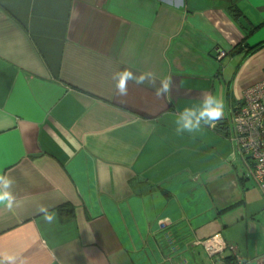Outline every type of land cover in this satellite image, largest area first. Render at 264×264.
<instances>
[{
    "label": "crops",
    "instance_id": "0c3cea01",
    "mask_svg": "<svg viewBox=\"0 0 264 264\" xmlns=\"http://www.w3.org/2000/svg\"><path fill=\"white\" fill-rule=\"evenodd\" d=\"M125 69L171 77L170 94L120 96ZM263 80L264 0H0V175L16 198L0 264H217L204 243L219 235L225 263L264 264L246 221L264 227V194L233 113ZM206 96L223 117L177 135ZM242 224L246 248L226 234Z\"/></svg>",
    "mask_w": 264,
    "mask_h": 264
},
{
    "label": "built area",
    "instance_id": "2783aa9c",
    "mask_svg": "<svg viewBox=\"0 0 264 264\" xmlns=\"http://www.w3.org/2000/svg\"><path fill=\"white\" fill-rule=\"evenodd\" d=\"M233 113L235 114L234 141L239 144L243 156L252 169V173L247 176L253 177L264 194V80L248 87ZM204 246L212 258L220 256L217 264L225 263L222 253L229 254V257L236 254V249L227 245L220 235L207 240ZM230 264H245V262L237 258Z\"/></svg>",
    "mask_w": 264,
    "mask_h": 264
},
{
    "label": "clouds",
    "instance_id": "9594fccd",
    "mask_svg": "<svg viewBox=\"0 0 264 264\" xmlns=\"http://www.w3.org/2000/svg\"><path fill=\"white\" fill-rule=\"evenodd\" d=\"M116 81L117 93L120 96L128 94V84L133 82L136 85H145L155 89L157 98L166 97L171 92V77L160 78L157 86V77L152 72H142L136 75L133 71L125 69L113 75ZM224 115V105L221 100L214 96H206L199 107H186L175 120V132L177 135L185 133L196 135L203 130L204 126L214 128ZM13 180L6 175H0V207L11 210L16 203V198L11 191ZM44 214L43 219L47 223H52L55 213H49L46 208H41ZM9 260L12 258L9 257Z\"/></svg>",
    "mask_w": 264,
    "mask_h": 264
},
{
    "label": "rangeland",
    "instance_id": "374dc122",
    "mask_svg": "<svg viewBox=\"0 0 264 264\" xmlns=\"http://www.w3.org/2000/svg\"><path fill=\"white\" fill-rule=\"evenodd\" d=\"M232 134H234V132H232ZM239 161H240V163L237 164L238 167L240 168L241 164H242V168L244 169L242 161L240 159H239ZM245 171H247L248 173H252V169L251 168L250 169L245 168ZM245 209H247V211L249 212V217H250L252 215L254 209H256V207L254 206V203H251L250 201H248L247 205H245ZM246 221L248 222L247 225H249V227H247L249 232H250V229L254 232L253 234H250L251 239H250L249 242L251 243V240H253V242H255V240L257 238V241H256L257 245L264 244V227L262 225H260V224L257 226L256 225L257 223L253 222L250 219H247ZM245 225L246 224H244V225L242 224L241 227L233 225L232 227H230V232H228V233L226 232V234L227 235L230 234L232 236H235V235L238 236V235L241 234L240 232H243V235H242V239H243L242 243L243 244L242 245H243V247L246 248L247 247V245H246L247 239H246V233H245ZM244 235H245V237L243 238ZM258 240H260V241H258ZM250 246H252V245H250Z\"/></svg>",
    "mask_w": 264,
    "mask_h": 264
},
{
    "label": "trees",
    "instance_id": "16d2710c",
    "mask_svg": "<svg viewBox=\"0 0 264 264\" xmlns=\"http://www.w3.org/2000/svg\"><path fill=\"white\" fill-rule=\"evenodd\" d=\"M262 47V46H261ZM259 48L260 47H257V48H254L253 50H251L252 52L253 51H258L259 50ZM240 50V49H239ZM234 110V109H233ZM64 210H63V208L60 210V212H63ZM73 212H74V209L73 208H70V210H66L65 211V214H67V215H73Z\"/></svg>",
    "mask_w": 264,
    "mask_h": 264
}]
</instances>
